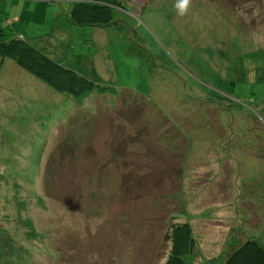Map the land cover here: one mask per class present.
<instances>
[{
    "label": "rangeland",
    "instance_id": "obj_1",
    "mask_svg": "<svg viewBox=\"0 0 264 264\" xmlns=\"http://www.w3.org/2000/svg\"><path fill=\"white\" fill-rule=\"evenodd\" d=\"M121 1L80 26L74 0H0V25L117 90L72 97L0 57V264H163L174 222L195 263L264 241V0Z\"/></svg>",
    "mask_w": 264,
    "mask_h": 264
},
{
    "label": "trees",
    "instance_id": "obj_2",
    "mask_svg": "<svg viewBox=\"0 0 264 264\" xmlns=\"http://www.w3.org/2000/svg\"><path fill=\"white\" fill-rule=\"evenodd\" d=\"M127 9L128 7L121 0H74L70 11V21L80 26H106L118 22L116 13L125 12ZM0 57L10 58L19 67L52 89L72 97L90 92L99 94L117 92L114 86L89 79L81 72L57 62L37 49L29 42L22 30L14 27V23L0 25ZM168 76L167 79L170 78ZM137 92L142 98H147L144 93ZM210 102L212 101L206 100L205 107H208ZM258 102L260 104L261 99ZM96 114L97 112L90 114V120L86 123L90 125V130H95V123L93 126L92 124ZM129 116L134 118L131 114L127 117ZM179 117L175 116L174 119H179ZM199 121L201 123V117ZM74 131L75 128L71 132ZM68 147L59 148L62 158L66 154L69 155ZM171 226L173 228L170 231L171 247L163 264H264V241L255 237L254 229L247 231L248 234L242 241L238 240V237L235 238L232 249L225 253V256H220L216 260L206 259L195 263L191 256L195 242L189 224L174 222ZM10 250L7 253L9 255Z\"/></svg>",
    "mask_w": 264,
    "mask_h": 264
},
{
    "label": "clouds",
    "instance_id": "obj_3",
    "mask_svg": "<svg viewBox=\"0 0 264 264\" xmlns=\"http://www.w3.org/2000/svg\"><path fill=\"white\" fill-rule=\"evenodd\" d=\"M192 0H177L175 5L177 14L181 17L186 16L191 8Z\"/></svg>",
    "mask_w": 264,
    "mask_h": 264
}]
</instances>
